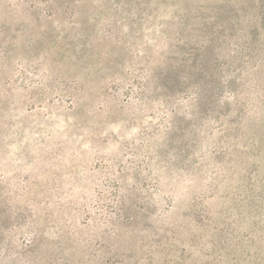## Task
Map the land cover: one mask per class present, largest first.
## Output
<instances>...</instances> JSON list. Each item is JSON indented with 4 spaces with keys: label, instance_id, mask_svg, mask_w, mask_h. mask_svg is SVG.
Instances as JSON below:
<instances>
[{
    "label": "rangeland",
    "instance_id": "obj_1",
    "mask_svg": "<svg viewBox=\"0 0 264 264\" xmlns=\"http://www.w3.org/2000/svg\"><path fill=\"white\" fill-rule=\"evenodd\" d=\"M0 264H264V0H0Z\"/></svg>",
    "mask_w": 264,
    "mask_h": 264
}]
</instances>
